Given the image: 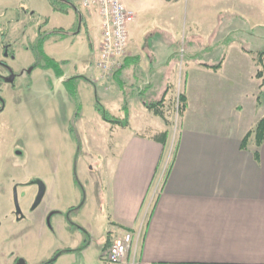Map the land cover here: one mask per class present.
I'll use <instances>...</instances> for the list:
<instances>
[{
	"label": "rangeland",
	"instance_id": "rangeland-1",
	"mask_svg": "<svg viewBox=\"0 0 264 264\" xmlns=\"http://www.w3.org/2000/svg\"><path fill=\"white\" fill-rule=\"evenodd\" d=\"M249 1L174 0L163 3L159 0H124L134 16L130 25L134 38L139 37L141 45L142 41L148 40L164 42L177 78L179 64L194 61L218 63L224 53L232 51L234 45H240L249 52V60L252 61L251 86L255 93L260 91L255 78L257 70L261 69L257 65V55L264 52V2ZM72 2L76 10L72 9V15H64L53 12L47 0H0V66L20 76L12 84L0 83L1 97L5 102V113L0 119V155H4V147H8L11 152L9 165L22 167V174L29 180L39 179L44 183L47 193L43 202L55 208L56 212L53 223L60 220L66 232L70 233L68 243L65 233L61 235L47 228L33 229L32 238L28 242H20L10 255L11 259L19 258V262L24 261L25 264H41L62 247H79L85 235L70 227L69 223L90 233L92 244L83 253L61 257L55 264H106L102 255L110 241L103 251L102 247L106 238L115 231L110 225L108 207V183L115 171L111 158L120 155V139L128 127L105 123L96 112V97L113 119L125 118L126 105L131 130L143 131V126L148 123L140 104L149 103L150 99L140 96L132 81L121 84L114 72L109 80L100 82L92 75V71L99 74L94 63L99 44L96 40L101 32L85 33L83 23L81 27L73 15L78 12L84 16V11L75 0ZM241 11H246L252 21L247 33L238 31L241 21L233 17ZM53 32L64 33L68 43L63 50L58 48L56 52L61 56H57L53 45L62 37H52L44 45L45 54L54 61L68 60L71 64L65 68L68 75H74L77 72L74 68L81 66L82 62L90 67L92 61L93 69L88 73L81 72L83 67L76 73H83L86 78V81L77 83L81 111L76 122L73 121L75 104L68 94L63 89L58 92L56 83L54 89L46 86L48 76L54 80L53 72L31 71L34 58L27 49L39 34ZM219 38L222 40L220 47H214V41ZM72 39L76 42L69 48V40ZM3 46L10 48L14 58H4ZM230 51L227 55L231 59L234 52ZM262 63L264 67V57ZM0 73L8 76L2 70ZM94 83L100 84L103 90L97 93ZM261 91L262 97L264 88ZM169 101V109L163 113L171 129V139L163 158V172L170 165L181 119L176 97ZM263 111L261 109L258 113ZM9 165H5L2 172H12ZM69 208L73 211L68 213V222L65 212ZM37 212L42 213L43 208Z\"/></svg>",
	"mask_w": 264,
	"mask_h": 264
},
{
	"label": "crops",
	"instance_id": "crops-1",
	"mask_svg": "<svg viewBox=\"0 0 264 264\" xmlns=\"http://www.w3.org/2000/svg\"><path fill=\"white\" fill-rule=\"evenodd\" d=\"M241 12L233 17L241 21L238 31L247 33L252 21L246 11ZM73 15L78 23L76 12ZM81 17L86 34L100 31L95 14L84 12ZM133 21L134 16L127 25L129 45L119 81H132L149 103L164 99V113L171 97L185 96L187 107L167 171L162 170L171 129L146 110L144 102L140 107L148 123L143 131L131 130L130 123L123 130L126 134L120 139V155L111 158L115 171L108 183L110 225L115 231L106 238L102 251L108 241L110 245L116 237L132 231L140 236L134 240L130 258L122 264H264V142L257 147L252 135L246 149H241L242 140L264 117V111L258 113L264 109V82L258 80L260 91L253 93L247 50L232 44L229 49L235 48L224 53L218 63L179 64L177 78L167 45L151 40L138 43L130 26ZM71 41L69 48L76 42ZM221 41H214L213 46L220 47ZM67 43L68 39L57 41L54 51L63 50ZM229 51L234 52L231 59ZM64 61L62 77L53 73L54 80L48 76L46 86L54 89L56 83L58 92L63 89L67 94L66 82L84 77L76 74L78 68L88 73L93 65L92 61L90 67L82 62L74 68V75H68L65 68L70 62L55 60ZM216 66L218 69H213ZM92 75L98 76L94 71ZM94 85L97 93L103 90L100 84ZM164 132L168 138L162 148L152 139ZM61 224L58 232L65 233L69 243L70 236ZM30 238L28 235L25 241ZM91 244L90 240L87 248ZM65 248L69 247L60 249Z\"/></svg>",
	"mask_w": 264,
	"mask_h": 264
},
{
	"label": "flooded vegetation",
	"instance_id": "flooded-vegetation-1",
	"mask_svg": "<svg viewBox=\"0 0 264 264\" xmlns=\"http://www.w3.org/2000/svg\"><path fill=\"white\" fill-rule=\"evenodd\" d=\"M3 48L4 58H14V55L10 52L9 47L3 46ZM2 67L3 66H0V70L8 73V76H4L0 73V83L2 85L7 83L12 84L16 78L20 77L14 75L12 71L8 72ZM0 99L3 100V98L1 97V93ZM4 113L5 102L3 100V104L0 103V119L2 118ZM8 149V147H4V155H0V264H25L24 261L19 262V258H10L12 252L17 248L16 246L20 242L25 241V238L28 235H31L32 230L38 227L41 230H45L47 228L48 230H54V232L56 231L58 233L57 228L61 221L57 220L53 223V218L56 214V212L54 211L55 208L51 207L50 205H46L43 202L44 197L47 193L44 183L39 179L29 180L28 176L22 174V167L14 164L9 165L11 164L9 160V154H11V152H9L10 149ZM5 165H9V167L13 169V171L2 172V168ZM39 197L41 198L38 204H36ZM40 208H43L42 213L37 212ZM72 211L73 208H69L65 212L66 220L69 219L68 213H71ZM67 221L69 222V220ZM68 225L70 227H74L76 230L77 227H79L70 223ZM84 232L85 233H82L85 235V239L78 248H80L85 241L88 242V245L90 243V235L85 230ZM67 234H69L70 236V233L67 232ZM88 245L85 247V249L88 247ZM76 249H58L55 251V253L65 250L75 251ZM75 253L76 252L65 253L63 255ZM63 255H60L55 263ZM45 262H42L41 264H44Z\"/></svg>",
	"mask_w": 264,
	"mask_h": 264
},
{
	"label": "trees",
	"instance_id": "trees-1",
	"mask_svg": "<svg viewBox=\"0 0 264 264\" xmlns=\"http://www.w3.org/2000/svg\"><path fill=\"white\" fill-rule=\"evenodd\" d=\"M165 2H172L174 0H164ZM49 6L51 7V9L53 10V12H57L60 14H64L66 15L68 13V11L70 9H73L74 3L71 2L70 0H47ZM75 7V6H74ZM78 19V23L82 24V17L80 15H78L77 17ZM60 35L62 38L61 40H64L66 38V35L64 33H41L38 35V37L36 38L35 42L33 44H31V46L27 49L28 51L31 52L33 58H34V62L31 65V71H34L36 69H40V70H51L55 76L62 77L63 72L61 70V67L64 65H67V62H61V63H57L55 62L53 59L49 58L44 51V45L45 43L52 37L58 36ZM249 53V52H247ZM264 57V52L260 53L257 55L258 58V62L257 65L261 66V69L255 74V78L257 80H260L262 83L264 82V67L262 66V60ZM219 66L214 67L213 69H218ZM123 68V66H122ZM122 68L116 72H114V76L118 79H120V71L122 70ZM81 80H85V77H81V76H76V77H72L70 78L67 82H66V91L68 96L71 98V100L74 102L75 104V110H74V114H73V121H77L78 117L80 116V111H81V105L79 103V99H78V95H77V83ZM67 84H71V88L67 89ZM94 89L96 90V86L93 84ZM118 87L120 88V85L118 84ZM163 101L159 100L157 102H151V103H145L144 102V107L146 110H148L149 112H151L154 116L162 119L165 121L164 118V113L162 111V105H163ZM0 103L3 104V100L0 99ZM177 103H178V115L180 117H182L184 111L186 110L187 104H186V98L183 95H179L178 99H177ZM96 112L98 113V115L101 117V119L108 124L111 125H117V126H121L122 128H127L128 127V113H127V106L125 105L124 107V113H125V118L123 120H119V119H113L112 117H110V115L108 114V112L104 109L103 106H101L100 102H99V98L96 97V106H95ZM165 124H167V122L165 121ZM71 132V131H70ZM254 136L255 139V144L257 147H260L262 145V143L264 142V117H262L257 124L255 125V127L252 129V131H250L245 138L242 140L241 142V149L245 150L248 144V140L251 136ZM167 138H168V134L167 132L158 134L156 136H154V138L152 139L153 141H155L156 143L160 144L162 146V148L166 147V142H167ZM80 208V207H79ZM77 230L84 232L83 229L77 227ZM88 245V242L85 241L84 244L76 249L75 251L72 250H65V251H61V252H56L51 258L50 260H48L47 262H45L44 264H53L55 263V261L57 260V258L60 255H63L65 253H80L83 249H85V247Z\"/></svg>",
	"mask_w": 264,
	"mask_h": 264
},
{
	"label": "built area",
	"instance_id": "built-area-1",
	"mask_svg": "<svg viewBox=\"0 0 264 264\" xmlns=\"http://www.w3.org/2000/svg\"><path fill=\"white\" fill-rule=\"evenodd\" d=\"M81 10L95 14L99 19L101 36L94 63L99 74L97 82L109 80L111 74L121 69L126 58L129 39L127 25L133 14L123 0H76ZM102 83V82H101ZM140 233L127 231L116 237L104 251L102 258L107 264H122L131 255L134 240Z\"/></svg>",
	"mask_w": 264,
	"mask_h": 264
},
{
	"label": "water",
	"instance_id": "water-1",
	"mask_svg": "<svg viewBox=\"0 0 264 264\" xmlns=\"http://www.w3.org/2000/svg\"><path fill=\"white\" fill-rule=\"evenodd\" d=\"M73 9H75V10H76V8H75L74 6H73ZM76 14H78V12H76ZM40 198H41V197H39V198H38V200H37V203H36V204H38V202H39Z\"/></svg>",
	"mask_w": 264,
	"mask_h": 264
}]
</instances>
